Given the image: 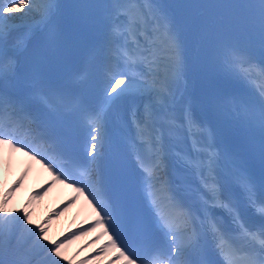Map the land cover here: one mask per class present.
Returning a JSON list of instances; mask_svg holds the SVG:
<instances>
[{
  "label": "snow or ice",
  "instance_id": "snow-or-ice-1",
  "mask_svg": "<svg viewBox=\"0 0 264 264\" xmlns=\"http://www.w3.org/2000/svg\"><path fill=\"white\" fill-rule=\"evenodd\" d=\"M0 150L85 198L97 264H264V0H0ZM27 175L0 264H73L51 217L9 208Z\"/></svg>",
  "mask_w": 264,
  "mask_h": 264
},
{
  "label": "bare ground",
  "instance_id": "bare-ground-1",
  "mask_svg": "<svg viewBox=\"0 0 264 264\" xmlns=\"http://www.w3.org/2000/svg\"><path fill=\"white\" fill-rule=\"evenodd\" d=\"M24 171H28V175L13 194L9 208H25L27 205L26 210L32 213L31 218L35 223L51 217L44 225L48 228L49 238L59 240L68 237L72 240L65 249L68 260L73 264L81 259L86 264H97V257L103 255L98 250L107 242V237L95 225L96 214L83 196L73 202V197L77 195L73 187L57 183L48 188L51 177L40 164L29 160L23 153L11 154L7 150H0V197L14 185ZM43 189L47 191L32 199L33 192ZM93 227L95 231L91 230ZM83 232H87V235H82ZM73 233L76 238L72 237ZM100 264L104 262L100 261Z\"/></svg>",
  "mask_w": 264,
  "mask_h": 264
}]
</instances>
